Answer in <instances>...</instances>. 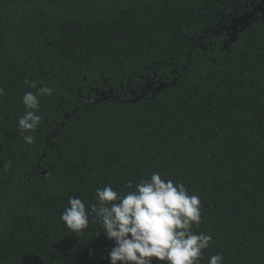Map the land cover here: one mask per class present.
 <instances>
[{
    "label": "trees",
    "instance_id": "1",
    "mask_svg": "<svg viewBox=\"0 0 264 264\" xmlns=\"http://www.w3.org/2000/svg\"><path fill=\"white\" fill-rule=\"evenodd\" d=\"M259 2L0 0V264H110L96 189L153 173L199 197L198 264H264V13L232 34Z\"/></svg>",
    "mask_w": 264,
    "mask_h": 264
},
{
    "label": "clouds",
    "instance_id": "2",
    "mask_svg": "<svg viewBox=\"0 0 264 264\" xmlns=\"http://www.w3.org/2000/svg\"><path fill=\"white\" fill-rule=\"evenodd\" d=\"M30 87H36L33 82ZM51 89L41 87L37 94L26 92L22 103L29 111L18 121L20 130H33L41 117L38 109L40 94H51ZM0 89V95H3ZM31 143L32 136H24ZM129 190L122 194L110 185L96 189L97 203L91 212L99 219L107 239L114 242L109 252L110 264H152V259L165 264H198L202 251L207 249L211 235L195 234L192 226L200 223V200L188 195L183 184L174 185L163 180L159 173L135 184L129 182ZM69 207L60 219L75 233L89 224V212L81 199L68 198ZM221 254L212 255L208 264H222Z\"/></svg>",
    "mask_w": 264,
    "mask_h": 264
},
{
    "label": "water",
    "instance_id": "3",
    "mask_svg": "<svg viewBox=\"0 0 264 264\" xmlns=\"http://www.w3.org/2000/svg\"><path fill=\"white\" fill-rule=\"evenodd\" d=\"M259 1H260L259 4L250 13L245 14L244 16L241 17V19L239 21V25L241 27L239 29L236 28L237 24H235L233 26V28H232L233 29V32H232L233 35L235 34L236 30H238V31L243 30L249 24L250 19L254 16V14H256V13L263 14L264 13V9H263L264 0H259ZM234 38L232 39V41L234 40ZM136 100H137V98L132 99L131 102H135Z\"/></svg>",
    "mask_w": 264,
    "mask_h": 264
}]
</instances>
